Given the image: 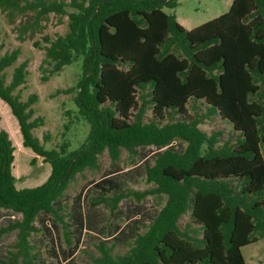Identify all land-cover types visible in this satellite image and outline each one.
<instances>
[{
    "label": "trees",
    "instance_id": "obj_1",
    "mask_svg": "<svg viewBox=\"0 0 264 264\" xmlns=\"http://www.w3.org/2000/svg\"><path fill=\"white\" fill-rule=\"evenodd\" d=\"M177 5L178 0H0L12 20L27 12L35 13L36 24L50 13L69 16L64 35L44 37L42 79L82 60L74 101L76 118L89 125L77 149L68 141L47 148L49 134L41 139L35 133L45 125L33 107L39 95H21L28 61L15 67L8 82L7 69L21 51L0 53V98L19 123L23 146L51 165L43 183L18 188L15 148L0 129V209L18 215L0 225V239L16 237L0 264H49L32 242L42 230L41 213L53 217L66 244L73 245L75 232L61 201L71 180L96 169L106 150L117 162L122 149L135 155L143 146L164 148L146 167L153 186L102 194L91 204H105L112 215L131 196L141 201L164 195L165 204L125 254L114 252L115 243L96 244L100 255L92 256L94 263L247 264L242 248L264 238V0H233L227 12L192 29L164 10ZM32 27L23 25L21 34ZM190 101L204 102L207 113L160 123L172 113L186 116ZM148 108L154 117L146 122ZM213 114L238 132L234 143L218 145L219 132L200 129ZM175 140L187 143L183 152L171 146ZM186 214L192 222L182 228ZM71 260L66 264H75Z\"/></svg>",
    "mask_w": 264,
    "mask_h": 264
},
{
    "label": "rangeland",
    "instance_id": "obj_2",
    "mask_svg": "<svg viewBox=\"0 0 264 264\" xmlns=\"http://www.w3.org/2000/svg\"><path fill=\"white\" fill-rule=\"evenodd\" d=\"M232 2L233 0H178L176 7H165L164 10L169 14H175L185 27L192 29L227 12ZM34 21V12L19 14L12 20L8 13L0 9V53L4 54L16 48L21 51L16 63L7 69L8 82L15 67L28 61L29 74L20 90L24 100L33 93L39 95L33 107L35 116L45 118V125L35 130L36 135L43 139L45 134H49L50 141L46 143L47 148L58 147L63 141H68L71 145L70 149L74 150L85 141L89 132V125L83 119L76 118L78 108L74 101L77 82L82 74V60L65 66L62 71L51 75L48 80L42 79L45 73L40 67L45 58V50L42 46L48 45L44 37L55 39L58 35H64L68 31L69 16L50 13L39 23L36 24ZM31 23L33 27L22 35V26ZM35 42L41 45L36 46ZM45 66L51 67L47 64ZM71 87L74 88L72 92H65ZM188 107L189 112L186 116L172 113L160 123L203 116L208 110L207 105L202 101H190ZM68 110L70 115L66 114ZM153 117V110L148 108L144 116L145 121L148 122ZM71 118L73 122L69 130H66L65 124ZM199 127L208 135L219 132L218 145L226 141L234 143L238 136L232 124L219 114L205 117ZM0 129L9 134L15 148L13 173L17 178V187H34L43 183L51 172V165L37 156L32 149L23 146L19 123L12 115L8 104L1 98ZM171 146L183 152L187 143L175 140ZM163 149L157 146H143L135 155L122 149L121 157L117 162L112 161L106 150L99 155L96 169L87 168L82 173H78L69 183L61 199L65 213L68 212L67 220L73 223L74 243L68 246L60 225L53 222V217L42 213L37 219V225L42 230L32 237V242L40 253V259L49 264H66L71 259V263L75 264H96L92 256L100 255L96 244L101 240L115 243L116 254H125L136 235L148 230L165 204L166 197L153 195L141 201L132 196L125 198L113 215L105 204L93 206L91 200L102 194H111L124 189L143 190L152 187L153 185L148 184L146 179V167L154 163L156 155ZM14 217L18 215L10 210L0 209V225ZM188 222L192 221L189 214H186L181 219L182 228H185ZM191 226L199 227L194 224ZM15 238V234H7L0 239V257L6 255ZM242 252L247 264H264V238L244 246Z\"/></svg>",
    "mask_w": 264,
    "mask_h": 264
},
{
    "label": "crops",
    "instance_id": "obj_3",
    "mask_svg": "<svg viewBox=\"0 0 264 264\" xmlns=\"http://www.w3.org/2000/svg\"><path fill=\"white\" fill-rule=\"evenodd\" d=\"M42 214V213H41ZM93 218L95 219V216H93ZM78 220V219H77ZM71 223H72V221L71 220H69ZM79 221V220H78ZM37 223H38V220H37ZM81 223V222H80ZM82 224H83V222H82ZM72 225H73V223H72Z\"/></svg>",
    "mask_w": 264,
    "mask_h": 264
}]
</instances>
